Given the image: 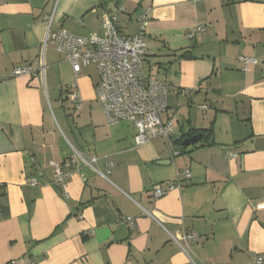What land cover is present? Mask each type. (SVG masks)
Returning <instances> with one entry per match:
<instances>
[{
  "label": "crops",
  "instance_id": "0c3cea01",
  "mask_svg": "<svg viewBox=\"0 0 264 264\" xmlns=\"http://www.w3.org/2000/svg\"><path fill=\"white\" fill-rule=\"evenodd\" d=\"M117 6L123 35L147 17L143 72L169 88L162 119L171 146L135 148L128 123L107 125L98 75L82 73L91 66L75 75L44 45L48 29L102 34L104 13ZM196 26L203 32L188 40ZM53 53L71 72L63 84L47 80ZM241 56L257 64L243 70ZM42 66L35 78L11 76ZM74 82L79 111L68 99ZM49 94L74 118L60 126ZM206 130L208 139L179 148ZM71 160L64 196L49 163ZM185 170L179 189L152 198ZM0 195V264H264V215L255 210L264 202V0H0ZM183 232L198 237L187 253L175 242Z\"/></svg>",
  "mask_w": 264,
  "mask_h": 264
},
{
  "label": "built area",
  "instance_id": "2783aa9c",
  "mask_svg": "<svg viewBox=\"0 0 264 264\" xmlns=\"http://www.w3.org/2000/svg\"><path fill=\"white\" fill-rule=\"evenodd\" d=\"M123 6H117L110 12H105L102 22V34H94L87 37L76 36L64 29L50 31L48 29L44 45L50 44L56 52L63 56L71 66L72 72L77 75L81 67L94 66L98 82L95 86L96 100L102 108L107 125L112 126L121 122L128 123L135 129L134 147L139 148L155 139H162L167 146H171L170 136L172 135V124L163 120L162 115L168 107V86L156 79L147 77L143 72V62L147 50L144 42L147 27V17L141 15L137 21L136 32L131 36L123 35L119 30L118 16L124 13ZM202 26H196L187 32L186 38L193 40L203 32ZM246 70L247 66L257 64L251 57L241 56L238 58ZM44 67L33 70L30 67H16L11 71L12 77L26 76L35 78L43 74ZM72 89L68 99L75 111L80 110V95L77 85L71 84ZM187 93V91H186ZM202 111L207 110L201 106ZM236 157L234 153L225 154L226 159ZM96 162L91 158L88 166ZM73 160L58 164L50 162L53 170V185L60 188L66 196V180L69 176L65 169L70 168ZM190 178V172L185 170L177 174L175 181L162 189L159 185L152 191L154 200L164 197L169 191L179 189L181 181ZM29 185L37 186V182L29 180ZM256 211L263 212L264 202L255 206ZM130 229L134 227L132 218L122 219ZM197 235L191 232H183L176 239V243L187 253L189 243H194ZM182 246H181V245ZM258 258L256 263H260ZM24 264H34L26 259ZM194 264V263H193ZM211 264V263H206Z\"/></svg>",
  "mask_w": 264,
  "mask_h": 264
},
{
  "label": "rangeland",
  "instance_id": "374dc122",
  "mask_svg": "<svg viewBox=\"0 0 264 264\" xmlns=\"http://www.w3.org/2000/svg\"><path fill=\"white\" fill-rule=\"evenodd\" d=\"M53 54H54V57L57 59L58 62H56V64L54 65V69H50L46 72L47 80L49 82V78H51V75H52V77H54V81L56 84H58V83L63 84L66 80H68L72 77L71 72L68 73L66 71V69L63 67V65L60 64V62H59V60L61 59L60 56L61 57H63V56L62 55L58 56L55 53H53ZM82 73L88 74L89 76H91L93 78V81L97 80V72H96V69L94 68V66H91L87 69L82 68ZM49 99H50V105L52 107V111L54 112L53 115H54L57 123L60 126H62V124H61L62 123V121H61L62 116L64 117L66 115V116H68L67 118H69V119L74 118V112L71 110V108L68 105H65L63 107L60 106L58 96H57L56 100H54L52 95L49 94Z\"/></svg>",
  "mask_w": 264,
  "mask_h": 264
},
{
  "label": "trees",
  "instance_id": "16d2710c",
  "mask_svg": "<svg viewBox=\"0 0 264 264\" xmlns=\"http://www.w3.org/2000/svg\"><path fill=\"white\" fill-rule=\"evenodd\" d=\"M190 52L186 53V54H182L180 56L181 59H189L190 58ZM188 136L192 137V136H196L198 141L202 140L203 138L208 139L211 135H210V130H206V131H193L191 132ZM179 148L181 149H186L185 147L181 146V143L179 145ZM6 203H5V198L3 195H0V216L1 218L4 217L5 212H6Z\"/></svg>",
  "mask_w": 264,
  "mask_h": 264
},
{
  "label": "water",
  "instance_id": "95a60500",
  "mask_svg": "<svg viewBox=\"0 0 264 264\" xmlns=\"http://www.w3.org/2000/svg\"><path fill=\"white\" fill-rule=\"evenodd\" d=\"M197 140L198 139L196 136H192L191 138H188L182 142V147L187 148L189 146H193L197 143Z\"/></svg>",
  "mask_w": 264,
  "mask_h": 264
}]
</instances>
